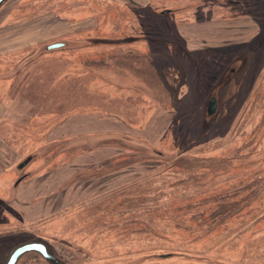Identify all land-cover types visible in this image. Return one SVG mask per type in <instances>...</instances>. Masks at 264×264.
Returning a JSON list of instances; mask_svg holds the SVG:
<instances>
[{
	"label": "rangeland",
	"instance_id": "374dc122",
	"mask_svg": "<svg viewBox=\"0 0 264 264\" xmlns=\"http://www.w3.org/2000/svg\"><path fill=\"white\" fill-rule=\"evenodd\" d=\"M237 1L246 0L5 3L0 264L30 242L65 264H264V0ZM162 7L185 8L160 16ZM238 28L249 34L240 38ZM136 36L176 39L187 52L126 43ZM250 36L253 52L237 55ZM55 41L76 43L75 50L44 52L21 65ZM157 56L159 70L174 66L176 88L135 94L124 90L128 72L119 76L110 67L118 57L146 72ZM140 57L153 58L140 66ZM230 67L234 73L225 80ZM182 84L189 93L180 103ZM212 92L218 112L203 131ZM141 144L170 158L150 157ZM181 156L207 167L167 169ZM249 187L261 198L244 211L238 206V214L222 212L237 207L243 197L234 195ZM17 264L48 263L29 253Z\"/></svg>",
	"mask_w": 264,
	"mask_h": 264
},
{
	"label": "flooded vegetation",
	"instance_id": "af4514ba",
	"mask_svg": "<svg viewBox=\"0 0 264 264\" xmlns=\"http://www.w3.org/2000/svg\"><path fill=\"white\" fill-rule=\"evenodd\" d=\"M8 1L9 0H6L0 6V9ZM192 2H193V0H189L188 3H192ZM239 2H240V4H242V3H245L246 4L248 2V0L243 1V2L239 1ZM239 2L237 1V3H239ZM164 7H162V9L159 11L160 13L158 12V14L160 16H163V15L168 16V15L173 14V12H176V11H179V10H182V9L185 8V7H175V8H164ZM246 14H248V13H244L243 15H239V16H237V18H243V17L248 16ZM247 30L248 29H246V28H244L242 30H239L240 33L238 35H240V38H243L242 36H243L244 33L249 34L248 33L249 31H247ZM252 38H253V36H250L249 38H246L245 41H242L239 44V47L237 49L238 50L237 51V55H239L244 50H246L247 52H249V54H251V52H253V50L251 48H248L251 45L250 40ZM135 42H140L142 44H148V45L150 44V45H153L154 47H156V46H164V47L168 46V47H171L172 50L173 49L176 50V48H177L180 51H182V53H186L187 52V50L182 46L183 45L182 42L181 41L179 42L176 39H173V40H170L169 39V40H166V41H162V39H159V38H156V37H154V38L150 37V38L142 39V38H139L138 36H136L134 38V40H132V42L131 41H128L126 43H135ZM114 43H117V42H114ZM255 51L256 50H254V52ZM183 55L186 56V54H183ZM141 57H140V61L138 59V63L140 64V66H145V63H144L145 60H148V59L153 58V57H148V58H141ZM187 57L189 58V56H187ZM117 58L115 57L114 59H112L115 63L113 65H111L110 67L113 70L118 71L119 74H120L119 76H122L121 73H124L123 71L128 72V74L126 76H129V80L131 82V85H126L125 84L127 86V88H125L124 90H127L128 89V91H131V92H133L135 94H141V95L144 96L145 94L150 95V92H152V89L153 90H156L157 87L158 88L161 87V88L166 89L169 86H173L174 85L175 88H176V85L175 84L180 81V80H178V78L176 76H174L172 74V70L174 69V66L167 65L164 69L163 68L162 69L160 68V70L158 69L157 65L159 63V57L157 59V64L156 65H153L152 63H149L150 66L146 67L147 68L146 72H143V71L141 72V69H143L144 67H142V68L135 67L134 68V67H132L133 65L130 66L129 64L126 63L127 60H123V59L121 60V59H117ZM135 58H137V57L135 56ZM250 61H251V56H250ZM250 61H249V63H250ZM247 69H248V67H246L244 69V71H242V74L246 73L247 72ZM175 88H174V90H175ZM184 88H185V85L184 84H182L178 88V93L179 94L182 93V95L179 97V99H177V101H179L180 103H181V101L184 100V98L186 96H188V93H189V90L188 89H187V91L185 90L186 92H184ZM27 164L24 167H22L20 169V171H22L27 166Z\"/></svg>",
	"mask_w": 264,
	"mask_h": 264
},
{
	"label": "water",
	"instance_id": "95a60500",
	"mask_svg": "<svg viewBox=\"0 0 264 264\" xmlns=\"http://www.w3.org/2000/svg\"><path fill=\"white\" fill-rule=\"evenodd\" d=\"M6 0H0V6L5 2ZM76 43L74 44L73 42H69L68 41H55V42H50L47 43L45 45H43L42 47H40L39 49H37L35 51L34 54H32L31 56H28L27 58H25L21 63V65H24L26 63L31 62L34 57L38 56L41 53L44 52H50L53 50H57V49H63V48H72L75 47ZM19 71V69H15L12 73L11 76L15 73H17ZM234 73V68L230 67L227 71L225 80L228 79L227 77H230L232 74ZM218 100L216 98V93L212 92L211 95L209 96V98L207 99L206 103H205V107H206V118H204V122L202 123V128L207 127L208 123L210 120H213L218 112ZM206 124V125H205ZM116 136L113 135L111 136V139L115 138ZM120 137H117V139H119ZM120 139H123L125 141L131 142L132 140H130L129 138L126 137H122ZM139 146L142 147H147L144 144H141ZM147 149V148H146ZM149 154L147 153V155H149L150 157L153 158H157V159H164L167 160L170 158V156L165 155L157 150H155V148L153 147H149ZM31 159V157H27L25 158V160L23 162H21L17 167L19 169H21L22 167H24L28 161ZM27 175H23L20 178H18L14 184H13V188L17 187V185L24 179L26 178ZM29 253H35L38 254L39 256H41L48 264H65L62 260L58 259L54 254H52L49 249L42 243H38V242H30V243H25L22 244L18 247H16L15 249L12 250V252L10 253V255L8 256L5 264H17L19 262V260L25 256L26 254ZM162 257H167L166 255L162 256Z\"/></svg>",
	"mask_w": 264,
	"mask_h": 264
},
{
	"label": "trees",
	"instance_id": "16d2710c",
	"mask_svg": "<svg viewBox=\"0 0 264 264\" xmlns=\"http://www.w3.org/2000/svg\"><path fill=\"white\" fill-rule=\"evenodd\" d=\"M216 118V117H215ZM208 127H209V125L207 126V127H205V129H203V131H206V130H208ZM208 133V132H207ZM254 141V140H253ZM234 157L235 158H237V150L236 151H234ZM232 158V157H231ZM184 161V158H182V156L181 157H174L171 161H169V163H171V165H170V167H167V169H176L177 167H184V168H186V167H188V168H194V169H196V168H202V169H204V168H206L207 166H205V160H203V159H190V162H187V163H185V162H183ZM215 163H217V162H215ZM226 165H227V168H231V164H228V163H225ZM219 165V164H218ZM187 168V169H188ZM258 169V168H257ZM257 169H255V171H257ZM161 172H164V170H162ZM160 172V173H161ZM159 175V174H158ZM261 174H257V176L255 175L254 176V179H258V182H263V177H261L260 176ZM163 182H164V180H163ZM257 189H253L252 187H249V190L247 191H240V192H238L239 194H237V195H234V197L235 196H238V195H240V196H242L243 198L241 199V201L239 202V205H237V207H235V208H226V209H224L222 212H224V213H229V212H233L234 210H235V212H233L232 214H230V215H235V213L237 212V214L238 213H240L241 211H244L245 209H246V207H248V208H250V205H252V203H250L251 201H255V199H260L261 197L259 196L260 194H257ZM244 193V194H243ZM233 197V196H232ZM242 205H243V207H242ZM238 206H239V209L241 210V211H238L239 209H238ZM259 207L260 206H258V208H255V210H256V212H255V216H257L258 215V213H259V211H260V209H259ZM227 222V220L226 221H224L223 223H226ZM222 223H218L217 225H221ZM217 225H216V227H217Z\"/></svg>",
	"mask_w": 264,
	"mask_h": 264
},
{
	"label": "crops",
	"instance_id": "0c3cea01",
	"mask_svg": "<svg viewBox=\"0 0 264 264\" xmlns=\"http://www.w3.org/2000/svg\"><path fill=\"white\" fill-rule=\"evenodd\" d=\"M209 24H212V23H209ZM238 29H239V30H242V28H238ZM238 32H239V31H238ZM65 50H66V49H65ZM68 50H75V47L68 48ZM68 50H66V51H68ZM186 50H187V49H186ZM31 62H32V61H31ZM24 160H25V159H24ZM30 160H31V159H30ZM30 160H29V161H30ZM29 161H28V162H29ZM22 162H23V161H22ZM19 164H20V163H19ZM19 164H18V165H19ZM18 165H17V166H18ZM17 168H18V167H17ZM17 170H18V169H17ZM24 175H27V177H28V176H29V173H26V174H24ZM27 177H26V178H27ZM24 179H25V178H24ZM24 179H23V180H24ZM23 180H22V181H23ZM14 190H15V188H13V186H12V191H14Z\"/></svg>",
	"mask_w": 264,
	"mask_h": 264
},
{
	"label": "bare ground",
	"instance_id": "6f19581e",
	"mask_svg": "<svg viewBox=\"0 0 264 264\" xmlns=\"http://www.w3.org/2000/svg\"><path fill=\"white\" fill-rule=\"evenodd\" d=\"M133 26H134V25H133ZM133 26H132L131 28H133ZM128 28H129V27H128ZM131 28H130V29H131ZM103 33H104V32H103ZM110 33H111V32H110ZM132 33H133V32H132ZM132 33H131V34H132ZM102 35H103V34H102ZM127 35H128V33H127ZM110 36H111V34H110ZM130 45H131V44H130ZM98 49H99V48H98ZM103 49H104V48H103ZM68 51H69V50H68ZM95 56H96V55H95ZM97 56H98V55H97ZM97 56H96V57H97ZM79 60H81V59H79ZM90 73H91V72H90ZM190 125H191V124H190ZM186 136H187V135H186Z\"/></svg>",
	"mask_w": 264,
	"mask_h": 264
}]
</instances>
